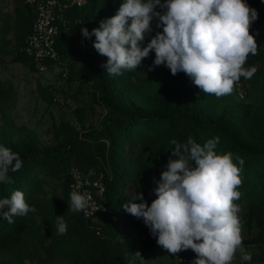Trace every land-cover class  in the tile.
<instances>
[{
	"label": "trees",
	"instance_id": "1",
	"mask_svg": "<svg viewBox=\"0 0 264 264\" xmlns=\"http://www.w3.org/2000/svg\"><path fill=\"white\" fill-rule=\"evenodd\" d=\"M10 1L12 10L0 28V70L3 59L10 57L38 71L37 62L21 50L32 32L36 10L27 0ZM120 2L87 0L65 11L73 23L68 32L57 36L56 48L69 68V84L76 80L75 64L81 61L83 80L77 92L67 96L80 100L73 108L77 122L55 126L54 141L47 145L33 128L0 122V146L12 149L23 161L19 171H9L14 183L0 182V199L20 190L36 209L24 217L14 216L13 223L0 217V252L13 253L22 264H34L35 259L38 264H174L189 255L191 249L175 256L168 253L142 219L122 208L136 192H142L151 204L156 198L152 178L159 180L165 170L174 147L170 141L185 143L189 137L201 145L219 137L218 153L231 152L237 166L235 157L244 160L242 185L237 189L241 197L235 201L241 209L243 243L264 248V43H257V54L247 58L245 67L254 66L257 71L251 79L241 77L247 88L241 100L231 94L206 95L186 74L172 75L163 65L146 69L148 57L135 70L110 76L102 67L107 57L93 47L94 36L86 38L84 52L78 45L81 28L91 32L99 27L101 20L117 13ZM245 3L258 12L250 29L256 38L264 23V5L259 0ZM151 25L153 31L142 46L157 30ZM84 87L91 102L78 97ZM41 93L54 102L56 94L49 84L41 85ZM16 100L14 82L0 73V119L11 120L9 111ZM96 106L104 110L97 124L88 117ZM76 168L92 178L104 174L107 211L86 218L69 210L70 177ZM56 216H63L67 224L65 235L57 233ZM137 252L143 261L135 256ZM24 253L30 255L29 263ZM258 261L263 262L264 255Z\"/></svg>",
	"mask_w": 264,
	"mask_h": 264
},
{
	"label": "clouds",
	"instance_id": "2",
	"mask_svg": "<svg viewBox=\"0 0 264 264\" xmlns=\"http://www.w3.org/2000/svg\"><path fill=\"white\" fill-rule=\"evenodd\" d=\"M160 9V11L157 10ZM162 28L142 46L153 29ZM258 12L245 0H123L117 13L101 20L91 32L81 28L87 39L93 36L96 52L107 57L110 76L135 70L155 53L153 67L165 66L172 75L183 72L206 95L231 94L241 77L251 79L256 67L246 68L248 56L256 55L258 45L250 27ZM174 147L160 174L153 177L155 199L149 205L142 192H136L122 208L142 219L156 237L157 244L171 255L191 249L192 264H232L237 252L243 261L252 256L243 246L240 206V173L244 160L231 152L216 151L219 137L203 145L191 137L187 142L170 141ZM175 157V158H173ZM23 166L19 154L0 146V182L14 181L9 171ZM90 198L78 191L70 193L69 210L81 212ZM140 201V202H135ZM20 190L0 199V217L13 223L14 216L35 212ZM59 235L67 233L63 216H56ZM135 256L143 261L139 252Z\"/></svg>",
	"mask_w": 264,
	"mask_h": 264
},
{
	"label": "rangeland",
	"instance_id": "3",
	"mask_svg": "<svg viewBox=\"0 0 264 264\" xmlns=\"http://www.w3.org/2000/svg\"><path fill=\"white\" fill-rule=\"evenodd\" d=\"M122 0L119 4H122ZM261 5H264V0H259ZM13 7V3L10 0H0V28L4 24L5 14H9ZM154 26L157 24V20L153 19L151 22ZM157 31H161V28H157ZM156 32L152 33V36ZM10 38L12 34L8 35ZM151 36V37H152ZM257 43H264V23L260 26L258 34L256 36ZM80 58V57H79ZM155 53H150L147 58L146 69L154 68L153 61ZM81 60V58H80ZM81 61L75 64L76 80L69 84L67 81H60L59 79V67L51 66L46 70L32 71L28 66L23 63L14 62L7 57L3 59L2 68L0 73L3 76L11 79L17 90V100L10 107L11 120L6 121L3 117L0 119L2 124H7L10 127L25 125L36 130L43 144H49L54 141V127L58 126L61 122L70 121L77 122L74 107L76 102L80 101L78 98H67L73 92H77L78 85L82 81V72L80 69ZM49 84L52 87V91L56 94L54 102H49L44 99L41 93V85ZM85 87L82 89L81 94L78 97L81 99L84 97L85 101L91 102V98L86 95ZM80 93V92H79ZM237 100L245 99L236 94L235 89L231 93ZM69 99V101H68ZM104 110L100 106H96L95 111L89 112L88 117L97 124L102 118ZM245 236L244 230H242V237ZM244 248L251 254V261H243L240 253L237 252L232 264H264L258 261V256L264 255V248L257 245H245ZM25 257H28L26 263L30 262V255L24 253ZM34 264H38L37 259L34 260ZM0 264H22L19 258L11 252H0ZM52 264H60L54 262ZM63 264V263H61ZM65 264V263H64ZM174 264H180L179 260Z\"/></svg>",
	"mask_w": 264,
	"mask_h": 264
},
{
	"label": "built area",
	"instance_id": "4",
	"mask_svg": "<svg viewBox=\"0 0 264 264\" xmlns=\"http://www.w3.org/2000/svg\"><path fill=\"white\" fill-rule=\"evenodd\" d=\"M36 10V18L32 27V32L26 38L22 51L32 57L41 70H46L51 66L59 67V83L66 81L69 77V68L63 61L58 49L56 39L61 32H68L73 21L66 15L65 11L73 5L82 6L87 0H27ZM255 27L252 23L250 29ZM86 38H81L78 49L85 51ZM234 89L241 98L247 95V88L243 80L235 85ZM70 193L78 191L90 198L89 207L80 213L86 218H92L98 213L107 211V199L105 196L106 186L104 184V174L102 172L90 177L80 169L76 168L71 173ZM196 259V254L191 253L185 257H180V264H192Z\"/></svg>",
	"mask_w": 264,
	"mask_h": 264
}]
</instances>
